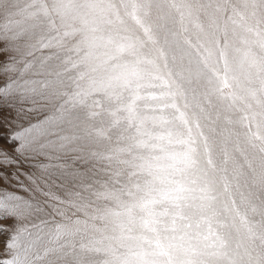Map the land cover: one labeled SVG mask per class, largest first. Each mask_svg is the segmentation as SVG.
<instances>
[{"label":"rangeland","instance_id":"374dc122","mask_svg":"<svg viewBox=\"0 0 264 264\" xmlns=\"http://www.w3.org/2000/svg\"><path fill=\"white\" fill-rule=\"evenodd\" d=\"M0 264H264V0H0Z\"/></svg>","mask_w":264,"mask_h":264},{"label":"snow or ice","instance_id":"6c2138e0","mask_svg":"<svg viewBox=\"0 0 264 264\" xmlns=\"http://www.w3.org/2000/svg\"><path fill=\"white\" fill-rule=\"evenodd\" d=\"M18 141H19V138L15 134L9 136V138H8V143L11 144L13 142H17V147H19ZM2 210L7 211V209H2ZM5 218H7V217H5ZM10 246H11L10 243L6 244V247H10Z\"/></svg>","mask_w":264,"mask_h":264}]
</instances>
